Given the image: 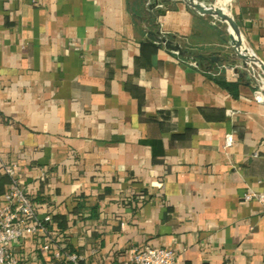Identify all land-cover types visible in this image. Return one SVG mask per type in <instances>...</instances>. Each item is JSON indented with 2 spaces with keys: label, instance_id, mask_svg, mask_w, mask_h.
<instances>
[{
  "label": "crops",
  "instance_id": "obj_1",
  "mask_svg": "<svg viewBox=\"0 0 264 264\" xmlns=\"http://www.w3.org/2000/svg\"><path fill=\"white\" fill-rule=\"evenodd\" d=\"M147 1L0 0V200L14 164L56 238L8 243L18 264H74L57 246L77 264H123L146 246L173 249L175 264H264L263 208L244 199L264 183L258 81L234 72L237 58L194 66L149 41L231 52L221 19L158 0L147 24ZM205 1L264 61V0Z\"/></svg>",
  "mask_w": 264,
  "mask_h": 264
},
{
  "label": "built area",
  "instance_id": "obj_2",
  "mask_svg": "<svg viewBox=\"0 0 264 264\" xmlns=\"http://www.w3.org/2000/svg\"><path fill=\"white\" fill-rule=\"evenodd\" d=\"M32 5H37L40 0H22ZM158 0H148L145 7L148 11L150 6ZM154 7V8H155ZM166 36L165 34L161 33ZM192 65L198 66L197 59L190 57ZM248 71L258 81L254 97L259 102H264V75L253 65H249ZM257 75V76H256ZM233 143L232 135H227L226 146ZM5 173L10 178V183L0 200V264H18V260L13 256L8 248V243L12 241H22L30 235L40 234L45 242L42 249L48 250L56 244V238L52 229V218L47 216L40 218L36 212L35 205L28 194L26 187L21 183L17 166L14 164L4 166ZM246 201L256 200L263 208L264 213V183L262 191L249 192L244 196ZM57 259L65 262L77 264L81 257L76 253L69 252L64 247L57 246L54 253ZM177 255L173 249L164 247L146 246L144 248L132 247L127 260L123 264H175Z\"/></svg>",
  "mask_w": 264,
  "mask_h": 264
},
{
  "label": "water",
  "instance_id": "obj_3",
  "mask_svg": "<svg viewBox=\"0 0 264 264\" xmlns=\"http://www.w3.org/2000/svg\"><path fill=\"white\" fill-rule=\"evenodd\" d=\"M181 1L201 16L215 17L227 23L229 27L228 43L231 48V52L213 53L210 55L196 54L190 49L176 43L173 39L153 30L147 31V39L157 44L159 47H165L166 49L176 52L182 56L197 59L199 66H203V62L209 61L212 68L215 64L226 61L229 57L237 58L240 63L234 67V72L254 85V80L251 73L248 71V67L249 65H253L264 75V61L255 53V51L249 50L244 45L241 30L233 16L223 7L205 0ZM154 7L155 4L150 6L151 9Z\"/></svg>",
  "mask_w": 264,
  "mask_h": 264
},
{
  "label": "trees",
  "instance_id": "obj_4",
  "mask_svg": "<svg viewBox=\"0 0 264 264\" xmlns=\"http://www.w3.org/2000/svg\"><path fill=\"white\" fill-rule=\"evenodd\" d=\"M146 1H147V0H146ZM147 14H148V17L145 18L144 21H145L147 24H150V22H152V21L155 19V16H156L155 8H153L151 11H148ZM197 61H198V60H197Z\"/></svg>",
  "mask_w": 264,
  "mask_h": 264
}]
</instances>
